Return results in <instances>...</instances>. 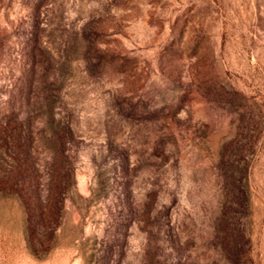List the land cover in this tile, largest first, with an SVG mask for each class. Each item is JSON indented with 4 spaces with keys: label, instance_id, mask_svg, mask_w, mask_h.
Instances as JSON below:
<instances>
[{
    "label": "rangeland",
    "instance_id": "obj_1",
    "mask_svg": "<svg viewBox=\"0 0 264 264\" xmlns=\"http://www.w3.org/2000/svg\"><path fill=\"white\" fill-rule=\"evenodd\" d=\"M0 264H264V0H0Z\"/></svg>",
    "mask_w": 264,
    "mask_h": 264
}]
</instances>
